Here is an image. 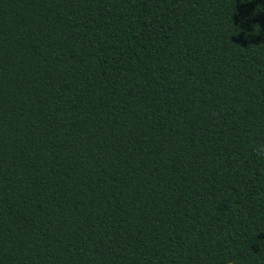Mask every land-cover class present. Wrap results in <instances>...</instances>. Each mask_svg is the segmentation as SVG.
Instances as JSON below:
<instances>
[{
  "label": "trees",
  "instance_id": "1",
  "mask_svg": "<svg viewBox=\"0 0 264 264\" xmlns=\"http://www.w3.org/2000/svg\"><path fill=\"white\" fill-rule=\"evenodd\" d=\"M264 0H0V264H264Z\"/></svg>",
  "mask_w": 264,
  "mask_h": 264
},
{
  "label": "clouds",
  "instance_id": "2",
  "mask_svg": "<svg viewBox=\"0 0 264 264\" xmlns=\"http://www.w3.org/2000/svg\"><path fill=\"white\" fill-rule=\"evenodd\" d=\"M252 152L257 157H264V144H259L252 149Z\"/></svg>",
  "mask_w": 264,
  "mask_h": 264
}]
</instances>
